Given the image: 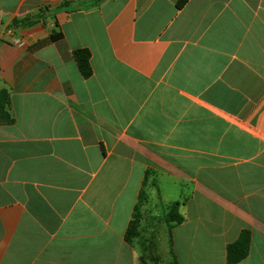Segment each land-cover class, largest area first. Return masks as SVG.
<instances>
[{
    "label": "crops",
    "instance_id": "obj_1",
    "mask_svg": "<svg viewBox=\"0 0 264 264\" xmlns=\"http://www.w3.org/2000/svg\"><path fill=\"white\" fill-rule=\"evenodd\" d=\"M178 1L0 0V264H264V0Z\"/></svg>",
    "mask_w": 264,
    "mask_h": 264
},
{
    "label": "trees",
    "instance_id": "obj_2",
    "mask_svg": "<svg viewBox=\"0 0 264 264\" xmlns=\"http://www.w3.org/2000/svg\"><path fill=\"white\" fill-rule=\"evenodd\" d=\"M100 0H97L99 2ZM189 0H179L177 3L178 8H183ZM96 2V3H97ZM39 18H34L32 16H27L21 20L15 21V26L22 27V26H33L38 23ZM62 38V34H52L50 39L45 42H55ZM74 59L79 67V70L84 78H90L93 74V70L91 67V53L89 50H77L74 52ZM9 105H10V95L7 90H0V123L11 125L14 123V120L11 117L9 112ZM165 222L170 226L173 223L179 224L182 223L183 218L179 216V204H173L166 216ZM137 219L131 224V228L127 233V240H130L132 237H135L136 230H137ZM250 244H251V236L250 233L244 231L239 239L230 244L227 248V264H238L243 261L248 255L250 251ZM169 254L172 257V264H177L176 256L173 250V237L172 231L169 227Z\"/></svg>",
    "mask_w": 264,
    "mask_h": 264
},
{
    "label": "rangeland",
    "instance_id": "obj_3",
    "mask_svg": "<svg viewBox=\"0 0 264 264\" xmlns=\"http://www.w3.org/2000/svg\"><path fill=\"white\" fill-rule=\"evenodd\" d=\"M166 210L164 209V213ZM165 217L161 216L158 219V222L160 225L164 226ZM159 231L158 238L154 240H150L151 242L148 244V241H146L145 245L143 246V257L142 261L143 264H172V257L169 254L168 245H169V227L167 228H161ZM146 238V234L143 235ZM148 245V246H147Z\"/></svg>",
    "mask_w": 264,
    "mask_h": 264
}]
</instances>
